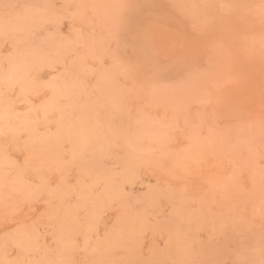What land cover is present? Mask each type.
Returning a JSON list of instances; mask_svg holds the SVG:
<instances>
[{"label": "rangeland", "instance_id": "obj_1", "mask_svg": "<svg viewBox=\"0 0 264 264\" xmlns=\"http://www.w3.org/2000/svg\"><path fill=\"white\" fill-rule=\"evenodd\" d=\"M0 264H264V0H0Z\"/></svg>", "mask_w": 264, "mask_h": 264}, {"label": "bare ground", "instance_id": "obj_2", "mask_svg": "<svg viewBox=\"0 0 264 264\" xmlns=\"http://www.w3.org/2000/svg\"><path fill=\"white\" fill-rule=\"evenodd\" d=\"M241 16V15H240ZM137 23V22H136ZM141 24V23H140ZM197 24V23H196ZM177 27V26H176ZM182 40H184V39H182Z\"/></svg>", "mask_w": 264, "mask_h": 264}]
</instances>
